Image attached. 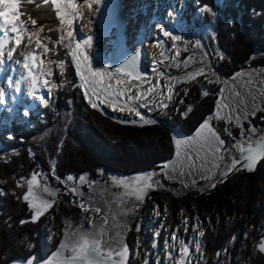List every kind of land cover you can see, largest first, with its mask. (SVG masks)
Segmentation results:
<instances>
[{
  "label": "rangeland",
  "instance_id": "obj_1",
  "mask_svg": "<svg viewBox=\"0 0 264 264\" xmlns=\"http://www.w3.org/2000/svg\"><path fill=\"white\" fill-rule=\"evenodd\" d=\"M45 1H50L58 12L61 29L70 45V57L76 72L77 85L92 107L120 125L160 126L169 133L174 146L172 157L159 163L155 170L151 169L152 165L144 168H134L133 164L127 165L129 175L142 174L136 177L130 176L133 179L121 174L107 173L102 169L98 171L97 178H91L89 173H83L79 177L67 175L65 178H60L56 175L58 164H63L59 159L51 160V176L42 171L36 172L38 158L48 159L49 155L45 153L43 156V153H38L39 156H37L31 147H27L30 162L25 164L26 166L22 165L17 172L19 188L24 192V200L33 209L34 220L45 218L44 239L48 252L52 251L55 244V241H52V235L48 234L56 235L58 240L55 244L56 248L49 257L59 259L62 255L85 252L87 247H94L99 242L103 250L123 247L130 219L135 216L137 205L144 203V199L153 187L163 189L160 187V183L163 182L168 185L164 190L177 198L157 196L149 202L145 212L139 215L141 218L134 234L131 262L133 264H181V256L184 251H187L186 264H206L203 256V237L207 226L213 227V219L219 226L225 218L227 228L229 232H232L235 226L245 221V210L249 206L246 205L244 197L241 199L239 197L234 201L233 206L227 207V203H222L224 208L221 211L216 205L219 199V196L215 195L216 192L221 189V186L226 185L224 188L235 193L239 179L247 180L249 176L257 175L264 165V160L254 173L238 171L209 195L196 196L193 191L208 190L222 177L228 153L234 151L237 146L233 137L246 142L254 141L263 134L264 58H261L262 64H256V62H260L258 57L264 56V53L256 54L246 67L225 77L218 68L223 67L222 62L226 55L218 44L215 28L209 26L204 18V11L208 9L206 5L195 13L188 6L190 0H142L141 7L138 3L135 4L134 0H130L131 6L135 4V10H132L136 13L133 16L136 29L134 33L140 34L135 38L141 39L146 47L149 64H152L159 87L158 95H155L156 102L158 103L161 99L162 101L160 106H156L157 108L149 109L144 106L142 109L146 111H134L133 107L136 100L140 99L139 96L136 98V93L132 89H129L123 81L117 80L122 85L119 86L121 90L112 92L111 96L103 95L104 97L100 99L103 104L128 108L122 111L125 115L113 117L104 112L83 88V73L77 63L79 55L75 37L77 34L74 35L68 30L69 23L75 22L74 20L78 17H82L83 20H81L85 22V25L91 18L95 24V14L90 18V14L84 11L85 2L83 1L85 0ZM77 1L82 3L78 14L73 10L75 4H78ZM192 1L194 5L198 2V0ZM12 2L8 17L13 19L9 29L15 28L16 33L8 40L3 39L0 42V46L6 43L0 50V55L4 57L8 54L7 59L11 61L14 52L10 54V49L23 46L24 54H27L26 66L24 70H20L17 63L8 66V61H0V85L7 86L0 90V131L10 127L12 121L25 122L29 111L38 113L40 107L46 108L53 94L50 84L53 67L45 63L44 59L48 50L38 41L36 34L30 35L19 23L20 0H12ZM195 17L200 18V26ZM79 29L81 32L85 31L82 23H79ZM14 37L15 41H13ZM81 43L84 48V43L82 41ZM92 60L99 67L98 73L101 74V63L105 60L104 54L101 53V56L96 54ZM197 62L206 64V68L210 70H198L195 71L196 74L186 77L183 73L175 75L176 71L183 69L189 71ZM168 74L173 77H168ZM236 76H240L241 80L233 87L229 86V104L233 107L234 113L233 120L228 121L223 116L220 103L223 87L221 77L228 79ZM169 88L171 89L169 95L163 102L166 90ZM196 95L211 96L214 102L213 113L189 135H185L178 126L182 136L176 138L171 130L178 127L171 128L164 121L173 119L182 110H185L184 116H186L192 111V106L189 105L194 104L193 97H197ZM11 135L3 133V138H11ZM52 142L51 138L50 144ZM150 142L153 143L155 140ZM146 149L150 150L149 147ZM157 149L161 150L157 146L150 151H157ZM141 150L146 151L142 148ZM111 151L114 152L115 149L111 148ZM76 152L79 156L80 152ZM177 154L182 156V163L173 166L172 161ZM65 159H68L66 155ZM261 179L259 188L261 187L263 192L259 194L260 201L254 207L250 205V210L257 216L253 214L250 218L251 223L248 225L247 221L244 222L246 231L237 244L233 239L227 242L226 245L234 244V247L230 249L231 251H228V246L223 249L219 264H264V255L257 249V244L264 240V178ZM147 182L151 186L146 185ZM58 184L65 190L60 191ZM62 192L67 195L72 206L84 213L85 227L66 224L64 214L60 216V219L53 214L59 205L62 206L64 203L68 206L67 200L61 196ZM212 195L215 196L211 197ZM77 221L76 217V223ZM255 221H257L256 227ZM255 233L256 239L250 237ZM3 249L8 250L7 252L10 250L7 246Z\"/></svg>",
  "mask_w": 264,
  "mask_h": 264
},
{
  "label": "trees",
  "instance_id": "obj_2",
  "mask_svg": "<svg viewBox=\"0 0 264 264\" xmlns=\"http://www.w3.org/2000/svg\"><path fill=\"white\" fill-rule=\"evenodd\" d=\"M192 2L190 0L188 6L195 13L205 5L208 8L204 11V18L209 26L215 28L218 44L226 55L223 67L218 68L222 75H233L246 67L256 54L264 53V0H198L195 5ZM19 11L20 24L30 35L36 34L35 37L48 50L44 59L45 63L53 67L50 82L53 94L46 108L40 107L38 113L29 111L25 122L12 121L10 127L0 131V264H7L14 258L28 259L33 253H37L36 261L49 258L58 241L56 235L48 234L55 241L52 251L48 252L44 239L45 218L34 220L33 209L24 200V192L19 188L17 172L22 165L26 166L30 162L27 147H31L37 156L38 153L49 155L48 159L38 158L36 172L42 171L50 175L51 160L62 161L63 164L59 163L56 169V175L60 178L67 175L79 177L83 173L97 178L100 169L111 174H127V165L130 164L134 168L152 165L151 169L155 170L159 163L168 160L174 153L171 136L160 126L120 125L92 107L77 85L70 45L61 29L58 12L50 1L21 0ZM195 19L200 26V18ZM258 58L260 62L254 63L262 64L261 58L264 56ZM193 98L194 104L189 105L192 106V111L186 116L185 110H182L173 119L164 121L171 128L179 126L185 135L191 134L214 110L210 95ZM3 133L12 134V137L5 139ZM50 137L53 140L51 144ZM153 140L155 142L149 143ZM157 146L161 150L150 151ZM111 148L115 151H111ZM136 148L140 150H135ZM141 148L146 151L142 152ZM76 151L80 152L79 156ZM65 155L68 159H65ZM249 177L251 179H239L235 193H231L223 185L215 194L219 196L216 205L221 211L224 208L222 203H227V207L233 206L239 197H244L249 206L245 210V221L238 226L233 225L236 228L232 232H229L225 218L219 226L214 219L213 227L207 226L203 237L206 264H219L222 251L228 246L227 242L233 239L237 244L246 231V221L248 225L253 214L257 216L250 210V205L254 207L260 201L259 194L263 189L259 188V184L262 182L261 178H264V165L257 175ZM58 186L60 191L65 190L62 185ZM61 196L67 200L68 206L64 203L59 205L53 214L58 219L64 214L66 224L85 227L84 213L71 205L65 193L62 192ZM254 223L256 227L257 221ZM254 236L256 233L250 235L256 239ZM4 246L10 248L9 252L3 249ZM233 247L234 244L228 246V251Z\"/></svg>",
  "mask_w": 264,
  "mask_h": 264
},
{
  "label": "bare ground",
  "instance_id": "obj_3",
  "mask_svg": "<svg viewBox=\"0 0 264 264\" xmlns=\"http://www.w3.org/2000/svg\"><path fill=\"white\" fill-rule=\"evenodd\" d=\"M98 1L99 0L83 1L85 2L83 9L85 12L90 14V18L91 16L95 14ZM134 1H135V4L138 3L139 6L141 7L142 0H134ZM12 3H13L12 0H0V42H2L3 39L8 40L11 35L16 33L15 28L13 30L9 29V25L13 19V18L11 19L8 17L10 16V12H11L10 6L12 5ZM77 3L78 4H75V6L73 7V10L75 11L76 14L79 13V6L82 5V3L79 1H77ZM135 4L133 3L131 6L130 0H126L125 2V5H126L125 16L127 20L130 21L129 22L130 23L129 46H131V48H133L134 50L138 49L139 47H143L146 49L141 39L135 38L136 35L138 36L140 35L139 32L136 35L134 33V30L136 29H135V25L133 24V20H134L133 16L136 13L133 12L132 10H135ZM81 19L82 17H78L77 19L74 20L75 22L73 21L70 22L68 30L72 31L74 35L77 34L75 35L76 41L78 44L77 52L79 54L77 63L80 65L81 70H82L81 72L83 73L82 74L83 75V80H82L83 88L89 94L90 98L99 107H101L104 112H106L107 114L113 117H116L117 115H120V116L125 115V113H123L122 111L127 110L128 109L127 107H123V106L115 107L112 104L107 105V104H103L100 101V99H102L104 96L105 97L109 95L111 96L112 92H118L119 90H121L119 86L121 87L122 85L117 82V80H121L129 89H132V91L136 93V98L138 96L140 98L136 100L135 102V105L133 107L134 111H138V110L146 111L142 109V107L144 106H146V108H149V109L157 108L158 106H160L162 99L158 103L156 102L157 96L155 97V95H158L159 87L156 82L157 77L154 73L152 64H149V69L151 73L150 76L148 78L139 79V80H133L127 75H124L116 70H113L107 63V55L112 46V38L100 37L95 24L91 21L93 20L92 18L90 21L89 20L87 21L86 25H85V22L82 21L83 19L82 20ZM79 23H82L83 26L85 27L84 32H81V30L79 29ZM13 41H15V37ZM81 41L84 43V48L82 46ZM24 49L25 48L23 46H20V47L16 46L10 49V52H9L10 54L11 52H14L12 54L11 61L7 59L8 54H6L4 57L0 55V61L1 60H4L6 62L8 61V66L10 64L17 63L20 70L21 69L24 70L26 66L25 56L27 55V54L26 55L24 54L25 53ZM101 53L104 54L105 60H103L101 63V70H100L101 74H100L98 73L99 67H97L94 64L92 57L96 54L101 56ZM206 66L207 65L202 62H197L192 65L189 71L186 69H183L181 71H176L175 75H178L179 73L185 74V77L190 76L192 74L194 75L196 74L195 71H198V70L203 71L205 69H209V68H206ZM168 75H169L168 77H171V78L173 77V75L171 74H168ZM90 79L92 81H90ZM240 80H241L240 76H236V77L228 78V79L221 77V82H222L223 87H222V92H221L220 103H221V107L223 108V111H222L223 116H225L228 121L233 120V113H234L233 107L229 104V95H228L229 86L233 87V85L236 82H240ZM6 87H7L6 85H0V90ZM170 90H171L170 88L166 90V95L163 98V102H165V100L167 99ZM171 131L176 138L182 136V133L179 129H172ZM243 143L245 142L243 141ZM181 159H182V156L180 154H177L175 159L172 161L173 166L178 165V164L180 165V163H182Z\"/></svg>",
  "mask_w": 264,
  "mask_h": 264
},
{
  "label": "water",
  "instance_id": "obj_4",
  "mask_svg": "<svg viewBox=\"0 0 264 264\" xmlns=\"http://www.w3.org/2000/svg\"><path fill=\"white\" fill-rule=\"evenodd\" d=\"M126 0H99L95 10L94 22L98 34L102 38H112V46L107 55V63L113 69L133 80L145 79L150 76L149 55L145 48L134 50L129 46L130 23L125 16ZM6 44V43H5ZM3 44L0 50L5 46ZM228 124V122H227ZM180 130V128L178 127ZM231 135V134H230ZM232 136V135H231ZM236 142L234 151L228 153L227 164L222 177L205 191H193L196 196L209 195L220 184L225 183L238 171L254 173L264 160V132L254 141H246L233 137ZM239 144V145H238ZM157 196L170 195L166 190L153 187L145 199L144 211L149 202ZM135 226L127 234L124 246L114 250H103L100 245L87 247L85 254H67L59 259L45 258L36 261L37 253L28 259L14 258L7 264H131ZM257 249L264 255V240L257 244ZM188 252L181 256V264H186Z\"/></svg>",
  "mask_w": 264,
  "mask_h": 264
},
{
  "label": "flooded vegetation",
  "instance_id": "obj_5",
  "mask_svg": "<svg viewBox=\"0 0 264 264\" xmlns=\"http://www.w3.org/2000/svg\"><path fill=\"white\" fill-rule=\"evenodd\" d=\"M140 175H142L141 173H131L130 175H129V173H127V174H125V173H121V176H128V177H130V176H140ZM130 178H132V177H130ZM133 179V178H132ZM146 185H148V182L146 183ZM148 186H151V185H148ZM167 184H164L163 182H161L160 183V187L161 188H163V189H167ZM151 192V190L148 192V194ZM148 194H147V196H148ZM146 196V197H147ZM146 199V198H145ZM145 199H144V203L143 204H141V205H137V207H136V212H135V216L133 217V218H131L130 219V226H129V230H128V233L132 230V228H133V226H135V229H134V231H136V228L138 227V221H139V219L141 218V216H139V215H141V214H143L145 211H144V204H145ZM148 207V206H147ZM146 207V208H147ZM146 208H145V210H146ZM127 233V234H128ZM99 245H100V242H99ZM86 253V251L85 252H80V253H77V254H85Z\"/></svg>",
  "mask_w": 264,
  "mask_h": 264
}]
</instances>
